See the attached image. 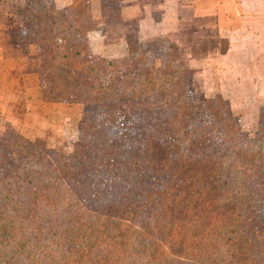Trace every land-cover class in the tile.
Segmentation results:
<instances>
[{"label":"trees","instance_id":"16d2710c","mask_svg":"<svg viewBox=\"0 0 264 264\" xmlns=\"http://www.w3.org/2000/svg\"><path fill=\"white\" fill-rule=\"evenodd\" d=\"M40 1L26 0L16 14L26 17L20 19L22 26L19 24L25 39L29 18L37 20L36 33L40 35L27 42L32 56L42 62L37 67L42 77L38 82L41 98L83 102L89 96V105H94L80 122L76 144L87 137L94 142V178L86 181L76 175L71 183L77 188L82 183L93 187L95 204V199L106 203L127 192L133 199L147 198L145 203L152 204L149 216L155 219L152 234L157 239L166 229L157 222L158 215L178 212L174 203L179 187L190 189L179 202L191 219L196 206V213L209 212L210 204L202 202L214 196L210 189L226 191L222 205L229 212L237 210L224 222L226 248L214 253L209 243V249L203 250L201 241H190L192 248L181 252L184 258L179 263L238 264L252 254L258 232L264 229V131L248 148L229 140L224 148L226 138L238 135L236 123L220 97H192L181 81L183 71L174 68L170 57L166 61L164 57L134 55L120 60L90 57L82 37V21L78 20L83 11L74 7L80 0L61 9L56 19L50 16L48 20H42L48 18V11L38 10ZM83 90L87 93L84 99ZM179 98L183 106L177 104ZM88 123L92 136L87 135ZM214 123L219 126L218 133ZM214 141L224 149L217 152ZM173 145L191 146L193 150L178 155ZM226 151L230 159L225 158ZM44 157L18 133L0 137V264H59V255L49 250L52 240H62L61 253L71 247V234L77 225L59 220L67 215L73 220L77 210L67 213L65 207L54 209L55 197L49 194V189L66 185L70 157L58 158L51 179L43 176L49 166ZM224 166L225 171H221ZM237 179L245 180L250 189L241 190ZM200 195L204 197L199 199ZM61 202L67 204L63 197ZM44 223L48 226L43 227ZM144 252L143 264H158L162 257L167 258L154 245Z\"/></svg>","mask_w":264,"mask_h":264},{"label":"rangeland","instance_id":"374dc122","mask_svg":"<svg viewBox=\"0 0 264 264\" xmlns=\"http://www.w3.org/2000/svg\"><path fill=\"white\" fill-rule=\"evenodd\" d=\"M25 1L0 0V137L18 133L35 145L49 163L43 174L48 179L54 177L58 158L70 157L64 179L66 185L61 183L60 188L49 189V194L55 197L54 209L65 207L67 213L71 210L79 213L73 214V220L68 215L59 220L65 225L69 221L77 225L71 234V247L66 251L61 253L62 240L51 242L49 250L54 256L59 255V264H143L145 248L153 245L167 257H162L158 264H168L167 260L180 264L184 258L181 252H190V241L195 240L201 241L203 250L209 249V243L214 253L223 252L226 248L223 237L227 230L224 222L237 212L235 209L229 212L228 207L222 205L226 191L210 189L214 196L202 202L210 204L209 212L206 215H203L205 212L196 213V206L191 219L183 213L185 207L179 202L190 189L179 187L174 205L182 212L177 216L178 212L169 211L165 216L158 215L157 222L164 224L166 229L157 239L156 234H152L155 219L149 216L152 204L145 203L147 198L136 196L133 199L127 192L106 203L101 198L95 199V204L91 193L93 187L82 183L77 188L71 183L76 175L85 177L86 181L94 178V142L87 137L76 146L80 122L94 105H89V96L84 99L85 90L81 92L83 102L41 98L38 82L42 77L37 67L42 62L32 56L27 42L28 38L40 35L36 33L37 20L29 18L25 39L19 24L22 26L20 21L26 17L16 14L18 8L23 9ZM75 1L41 0L38 10L48 11V18L42 20H48L50 16L56 19L61 9L70 7ZM141 1L80 0L74 3V7L77 5L83 11L78 20L82 21L80 27L89 56L120 60L134 55L164 57L165 61L170 57L174 68L183 71L181 81L192 97H220L222 106L236 123L238 135L226 138L224 148L227 140L237 147L253 145L258 133L264 131V0L253 1L257 11L248 16L236 12V0H194V7H182L176 15H162L155 10L154 5L160 0ZM145 2L152 6L150 13L138 11ZM195 5L197 10L193 12ZM238 15L253 26L251 31H236ZM230 27L234 30H228ZM176 102L180 106L184 104L181 98ZM87 126V135L92 136L90 124ZM216 126L213 129L218 133ZM214 146L217 152L224 149L217 141ZM171 148L178 155L193 150L191 146L173 145ZM225 169L226 166L221 171ZM236 183L243 191L250 189L245 180L237 179ZM230 187L233 189L235 184ZM61 197L66 205L61 202ZM202 197L204 195L199 199ZM47 226L48 223L43 224V227ZM258 233L252 254L238 264H264V229Z\"/></svg>","mask_w":264,"mask_h":264},{"label":"crops","instance_id":"0c3cea01","mask_svg":"<svg viewBox=\"0 0 264 264\" xmlns=\"http://www.w3.org/2000/svg\"><path fill=\"white\" fill-rule=\"evenodd\" d=\"M160 1L161 2H159L158 5L157 4L154 5V7H155V10H158L159 13L162 15H166V14H175L176 15V14L180 13L182 7H186L189 9L191 7H194V2H193L194 0H160ZM236 1H237V5L235 7V10H236V12H238V14H240V15L245 14L246 16H248V15L253 14L254 12L256 13L257 8L253 5V1L258 2L259 0H236ZM139 2H142V1L139 0ZM146 3L147 2H145V4L142 5V6H144L143 8L139 6L138 11H140L142 13L143 12L144 13L145 12L150 13L152 10L150 8L152 6H150ZM184 3H186V4H184ZM146 7L147 8L149 7V9H146ZM196 10H197V8L195 5V8L192 9V11L195 12ZM174 20H175V17H174ZM177 20H178V16L176 18V21ZM172 21H173V18H172ZM238 21H239V25H238V27H236V31H242V30H247V29H249L251 31V29L253 28V26L251 24H247V22H245L244 20H241L239 15H238ZM228 30H234V28L230 27V29H228ZM248 37L250 38L249 35H248ZM243 38H245V37H243ZM249 40H253V39H249Z\"/></svg>","mask_w":264,"mask_h":264}]
</instances>
